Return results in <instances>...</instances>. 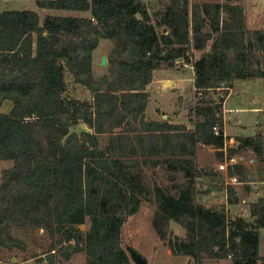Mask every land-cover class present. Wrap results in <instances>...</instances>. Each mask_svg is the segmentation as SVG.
Listing matches in <instances>:
<instances>
[{
    "label": "trees",
    "instance_id": "trees-1",
    "mask_svg": "<svg viewBox=\"0 0 264 264\" xmlns=\"http://www.w3.org/2000/svg\"><path fill=\"white\" fill-rule=\"evenodd\" d=\"M167 1L156 19L141 0H36L39 9L90 12L89 18L46 16L42 23L31 10L0 12V108L12 103L0 113V162L11 163L1 176V247L24 249L25 242L10 235L14 227L59 236V247L53 243L34 256L39 264L67 261L75 252L86 264H132L121 230L148 192L143 166L162 163L186 178L175 194L156 185L153 191V225L161 239L169 236L171 220L186 231L185 238L167 239L172 255L197 263L230 256L231 264H264V197L249 207L253 221L194 200L197 144L216 148L220 160L235 153L229 149L225 156L223 123L216 117L223 99L198 107L202 120L193 131L145 118L153 72L177 59L188 63L192 50L204 51L192 64L197 94L229 90L232 79L264 78V30H247L243 0ZM103 39L114 48L107 73L95 78L93 53ZM66 73L91 101L65 96ZM78 123L91 132H71ZM238 142V148L264 152L260 134ZM227 192L228 203L238 204L235 190ZM87 220L83 232L79 226Z\"/></svg>",
    "mask_w": 264,
    "mask_h": 264
},
{
    "label": "rangeland",
    "instance_id": "rangeland-1",
    "mask_svg": "<svg viewBox=\"0 0 264 264\" xmlns=\"http://www.w3.org/2000/svg\"><path fill=\"white\" fill-rule=\"evenodd\" d=\"M147 7L153 19L156 15L163 13L169 5L167 0H141ZM194 0H190L192 3ZM246 28L249 31L264 30V0H243ZM7 10H31L39 13V18L44 17L45 12L40 11L36 0H0V12ZM163 29V32L166 30ZM206 30V29H205ZM114 42L103 39L93 53V75L100 78L107 73V65L100 66L103 56L108 59ZM209 50V48H207ZM204 51L192 50L189 52V62L177 59L173 66L162 65L153 72L152 82L147 86L148 93L145 118L149 121L167 122L172 125H181L189 131L194 130V124L202 120L197 115L198 107H214L219 99H223L221 112H216V117L221 118L225 124L227 150L234 149L235 153L231 159L220 160L217 150L213 146L197 144L195 149V165L199 176L194 179V200L197 204L217 210L224 211L232 219L241 217L247 221H253L250 217L249 207L259 198L264 197V152L257 155L250 148H238V135L260 134L264 138V112L252 111L253 108L264 109V81L257 79L238 80L232 79L228 84L233 89L220 88L205 94H197L193 87L192 64L201 58ZM108 62V61H107ZM67 94L69 97L79 101H91L88 90L74 84L69 73L65 74ZM229 98L227 107L240 108V112L227 113L224 109V101ZM11 102L4 104L3 109L9 108ZM218 111V109H216ZM239 120V123H238ZM76 134L91 132L83 123H78L70 130ZM106 136L101 137V146H105ZM227 163V172L220 170V164ZM242 167L240 174L234 167ZM11 163L0 162V186L2 171L9 168ZM234 172L233 174L231 172ZM144 185L147 193L140 204L139 211L129 217L121 230L122 244L127 249H133L139 253L149 264H231V257L225 260L214 261L203 259L199 263L188 256H174L166 245L170 237L185 238V228L169 221L166 226L167 237L162 240L158 235L153 221L157 213V202L154 195V186H159L176 193L179 186L186 182L182 172L170 171L165 165L147 164L143 166ZM231 177H236L239 184H232ZM243 177V178H240ZM228 187H232L239 202L236 205L228 203ZM227 203V204H226ZM248 210V211H246ZM89 226L87 220L79 229L85 232ZM10 235L25 242L24 249L20 246L11 250L0 246V264H39L37 258L49 245L55 243L59 247L57 234L54 238L39 231L34 235L26 233L20 228H12ZM260 233H264L261 230ZM261 254L264 255V236L260 241ZM56 264H86V256L81 252H75L67 261L57 260ZM133 264V263H132Z\"/></svg>",
    "mask_w": 264,
    "mask_h": 264
},
{
    "label": "crops",
    "instance_id": "crops-1",
    "mask_svg": "<svg viewBox=\"0 0 264 264\" xmlns=\"http://www.w3.org/2000/svg\"><path fill=\"white\" fill-rule=\"evenodd\" d=\"M40 11L45 12V15H44L43 18H41L40 23H42L43 19L46 16L83 17V18H89L90 17V12L67 11V10H48V9H40ZM37 14L39 15V13H37ZM257 80H259V82H260V80L264 81V78H260V79H257ZM230 89H233V88H230ZM229 98H230V96H228V98L224 101V107H225L224 110L227 113H231L233 111L234 112L242 111V109H240V108L227 107L228 103H229ZM7 102H10V101H5L3 103V105L0 108V113H8L11 110L12 103H11V106L9 108L3 109L4 104H6ZM251 110L252 111H258V110H260V108H253ZM152 121H159V119L152 120ZM238 123H239V120H238ZM225 124H226V122L224 123V135L227 137V135L225 134ZM238 136L243 138V137H252L254 135H248V136L247 135L246 136L245 135H238ZM236 195H238V194H236ZM262 236H264V233H262V234L260 233V236H259V254H260V256L264 257V255L261 254V248H260L261 247L260 241L262 239Z\"/></svg>",
    "mask_w": 264,
    "mask_h": 264
},
{
    "label": "water",
    "instance_id": "water-1",
    "mask_svg": "<svg viewBox=\"0 0 264 264\" xmlns=\"http://www.w3.org/2000/svg\"><path fill=\"white\" fill-rule=\"evenodd\" d=\"M165 31V30H164ZM108 64L107 59L105 56H103L100 60V66L105 67ZM65 96L68 98L69 95L66 93ZM130 256L132 258V261L134 264H149L146 259H144L139 253H137L135 250L130 249L129 250ZM190 264V263H188Z\"/></svg>",
    "mask_w": 264,
    "mask_h": 264
},
{
    "label": "built area",
    "instance_id": "built-area-1",
    "mask_svg": "<svg viewBox=\"0 0 264 264\" xmlns=\"http://www.w3.org/2000/svg\"><path fill=\"white\" fill-rule=\"evenodd\" d=\"M259 112H264V109H260ZM214 131H215L216 134H218V130H217L216 127L214 128ZM226 141L227 140H225L224 152H226V150H227V143H226ZM225 160H227V159L225 158ZM219 169L220 170H225L227 172V163L225 162L224 164H220ZM230 179H231V183L232 184H234V185L235 184H239V181H238V179L236 177H231ZM246 211H248V210H246Z\"/></svg>",
    "mask_w": 264,
    "mask_h": 264
}]
</instances>
